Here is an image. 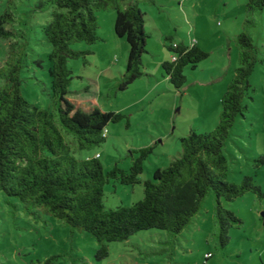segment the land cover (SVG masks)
<instances>
[{
	"label": "rangeland",
	"instance_id": "374dc122",
	"mask_svg": "<svg viewBox=\"0 0 264 264\" xmlns=\"http://www.w3.org/2000/svg\"><path fill=\"white\" fill-rule=\"evenodd\" d=\"M132 1L135 0H124ZM247 3L248 0H156V5H151L139 0L148 34L147 53L142 60L144 75L123 91L117 84L125 71L128 45L114 33V10L96 13L100 40L71 45L73 50L88 53L68 60L72 81L67 97L125 116L106 126L102 144L76 150L74 157L86 159L99 154L105 171L115 164L127 170L139 156V149L152 147L143 161L140 183L120 185L113 180L104 186L106 208L129 207L141 200V182L179 156L181 137L190 131L208 133L215 129L221 98L238 65L235 39L246 30L245 20L253 21L247 29L258 48V62L243 97L247 109L236 119L223 154L228 181L240 182L250 176L264 193V7L247 14ZM50 12L45 0H0V15L9 13L16 30L24 28L27 34L31 30L21 93L26 101L43 109H51L47 72L51 47L39 25L47 24ZM170 34L175 39L195 41L209 53L195 68L184 69L186 83L180 92L161 69V63L171 56L164 47V37ZM7 50L8 41L0 40V65ZM222 204L241 220L238 227L231 228L229 244L224 248L219 244L211 193L171 245L164 231L148 229L127 240L109 243L103 255L99 243L88 233L71 230L49 216L34 219L16 198L0 190V264H264V196L246 193L231 202L222 200Z\"/></svg>",
	"mask_w": 264,
	"mask_h": 264
},
{
	"label": "trees",
	"instance_id": "16d2710c",
	"mask_svg": "<svg viewBox=\"0 0 264 264\" xmlns=\"http://www.w3.org/2000/svg\"><path fill=\"white\" fill-rule=\"evenodd\" d=\"M144 1L156 5L155 0ZM45 3L51 8L50 19L39 26L51 47L47 56L51 109L29 103L21 93L31 30L28 29V34L24 28L16 30L9 13L0 15V40L8 41L7 56L0 65V190L7 197L16 198L34 219L49 216L71 230L88 233L99 243V252L103 255L107 254L109 243L127 240L148 229L164 231L168 237L166 242L171 245L212 193L219 244L226 247L231 228L238 227L241 220L223 206L222 200L231 202L246 193L264 196L253 177L244 176L240 182L227 180L228 165L223 154L224 143L236 119L247 109L243 97L258 62V48L247 29L253 21L245 20L246 30L236 36L238 65L221 98L215 129L208 133L190 131L181 137L179 156L141 182V200L129 207L106 208L104 186L113 180L120 185L140 183L143 161L152 147L139 149V156L127 170L115 164L105 171L95 156L74 157L76 150H90L102 144L106 126L125 116L68 98L72 72L67 63L88 53L73 50L72 44H94L100 40L96 13L114 10V33L128 45L125 71L117 84L118 90H125L144 75L142 60L147 53L148 39L144 30L145 14L139 0L127 3L124 0H45ZM263 7L264 0H248L246 11L250 14ZM164 47L171 56L161 63V69L172 87L180 92L186 83L184 69L195 68L209 53L195 42L175 41L171 34L164 37Z\"/></svg>",
	"mask_w": 264,
	"mask_h": 264
},
{
	"label": "built area",
	"instance_id": "2783aa9c",
	"mask_svg": "<svg viewBox=\"0 0 264 264\" xmlns=\"http://www.w3.org/2000/svg\"><path fill=\"white\" fill-rule=\"evenodd\" d=\"M192 42L194 43L195 41H192ZM172 59H174V57H172ZM103 136H105V134H103ZM95 157L99 158V154H96Z\"/></svg>",
	"mask_w": 264,
	"mask_h": 264
},
{
	"label": "crops",
	"instance_id": "0c3cea01",
	"mask_svg": "<svg viewBox=\"0 0 264 264\" xmlns=\"http://www.w3.org/2000/svg\"><path fill=\"white\" fill-rule=\"evenodd\" d=\"M156 1V0H155ZM110 16H112V15H110ZM145 26V25H144ZM179 40H181V39H175V41H179ZM192 41V40H191ZM187 42H190V41H187ZM196 44H198L197 42H195ZM96 155V154H95ZM94 155V156H95Z\"/></svg>",
	"mask_w": 264,
	"mask_h": 264
}]
</instances>
